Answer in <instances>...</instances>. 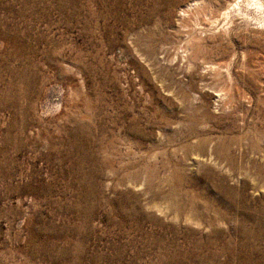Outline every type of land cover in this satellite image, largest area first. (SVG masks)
Instances as JSON below:
<instances>
[{"label": "rangeland", "instance_id": "1", "mask_svg": "<svg viewBox=\"0 0 264 264\" xmlns=\"http://www.w3.org/2000/svg\"><path fill=\"white\" fill-rule=\"evenodd\" d=\"M257 1L0 0V264H264Z\"/></svg>", "mask_w": 264, "mask_h": 264}, {"label": "bare ground", "instance_id": "2", "mask_svg": "<svg viewBox=\"0 0 264 264\" xmlns=\"http://www.w3.org/2000/svg\"><path fill=\"white\" fill-rule=\"evenodd\" d=\"M253 1H255V3H259L257 0H251V3H253ZM247 7H249V5H247ZM253 7H259V5H253ZM259 9H263V7H259Z\"/></svg>", "mask_w": 264, "mask_h": 264}]
</instances>
